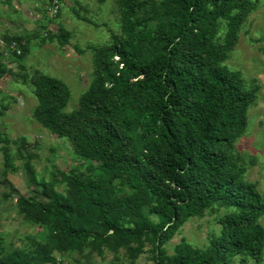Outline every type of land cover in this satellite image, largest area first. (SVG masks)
Listing matches in <instances>:
<instances>
[{
	"label": "trees",
	"instance_id": "trees-1",
	"mask_svg": "<svg viewBox=\"0 0 264 264\" xmlns=\"http://www.w3.org/2000/svg\"><path fill=\"white\" fill-rule=\"evenodd\" d=\"M116 1L121 34L93 47V79L77 109L66 111L64 81L41 71L30 79L35 119L89 167L57 170L55 182L67 185L60 193L38 178L36 155L22 140L18 153L36 190L20 198V211L48 232L30 251L5 253L0 245V264H63L57 253L86 249L89 259L126 249L133 264L144 255L154 264H233L237 257L263 264L264 196L235 155L257 90L225 65L259 0ZM51 35L64 45L70 39L64 29ZM5 41L27 52L20 37ZM2 51L1 75L9 72ZM0 141L7 142L2 133ZM214 205L232 209L220 219L221 233L207 248L182 240L169 255L165 245L181 227Z\"/></svg>",
	"mask_w": 264,
	"mask_h": 264
},
{
	"label": "rangeland",
	"instance_id": "rangeland-1",
	"mask_svg": "<svg viewBox=\"0 0 264 264\" xmlns=\"http://www.w3.org/2000/svg\"><path fill=\"white\" fill-rule=\"evenodd\" d=\"M55 7L58 10L52 16ZM60 29L70 34L66 45L51 35ZM113 32L121 34V8L116 0H0L1 61L9 70L0 74V133L7 138V142L0 141V245L5 253L30 251L36 242L45 240L48 232L20 211V198L32 197L36 190L29 181L25 160L18 153L22 140H27L29 152L36 155L31 162L41 180L54 183L57 170L88 173L89 167L75 156L67 139L59 138L35 119L38 100L30 79L41 71L64 81L71 90L66 111L72 112L93 79V47L110 44ZM224 33L222 30L221 40ZM6 37H20L27 46L25 55L18 42L9 45ZM225 65L240 72L248 88L257 90L248 127L236 141L235 155L245 180L255 183L264 196V0L257 3ZM4 148L11 156L10 168ZM54 185L58 192L66 193L65 183ZM230 212L232 209L214 205L202 216L189 219L165 245L167 253L173 255L182 240L207 248L211 238L221 233L220 219ZM261 224L264 227V216ZM88 253L86 249L84 254L56 256L63 264H133L126 249L116 253L104 250L90 259L85 256ZM146 257L142 256L137 264H154ZM233 264H243L241 257ZM247 264L256 262L248 259Z\"/></svg>",
	"mask_w": 264,
	"mask_h": 264
},
{
	"label": "built area",
	"instance_id": "built-area-1",
	"mask_svg": "<svg viewBox=\"0 0 264 264\" xmlns=\"http://www.w3.org/2000/svg\"><path fill=\"white\" fill-rule=\"evenodd\" d=\"M57 10H58V7H55V9L53 10V15L52 16H54L56 13H57ZM21 51H19V53H20Z\"/></svg>",
	"mask_w": 264,
	"mask_h": 264
}]
</instances>
